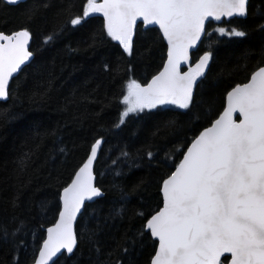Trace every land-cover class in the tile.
<instances>
[{
    "label": "trees",
    "instance_id": "obj_1",
    "mask_svg": "<svg viewBox=\"0 0 264 264\" xmlns=\"http://www.w3.org/2000/svg\"><path fill=\"white\" fill-rule=\"evenodd\" d=\"M86 5L0 0V33L27 30L32 52L0 102V264L35 262L62 191L97 142L102 197L78 220L74 254L54 264H151L157 241L147 221L163 206V181L226 108L228 93L264 67V0H249L246 17L208 24L192 72L205 54L210 59L187 109L160 107L121 123L128 85L148 86L166 63L167 44L157 28L139 24L129 54L108 35L102 12L84 17ZM221 27L245 35L222 36Z\"/></svg>",
    "mask_w": 264,
    "mask_h": 264
},
{
    "label": "snow or ice",
    "instance_id": "obj_2",
    "mask_svg": "<svg viewBox=\"0 0 264 264\" xmlns=\"http://www.w3.org/2000/svg\"><path fill=\"white\" fill-rule=\"evenodd\" d=\"M15 4L18 0H7ZM247 0H87L84 17L102 12L108 35L131 54V38L138 18L145 25L159 26L168 42V63L152 82L142 88L128 85L129 105L123 117L157 104H175L187 109L193 85L204 74L210 54L200 58L195 72L181 75L179 64L188 49L204 33L211 17L246 14ZM80 18L71 21L79 24ZM220 35L243 37L245 32L224 28ZM27 30L0 34V100L8 96L9 78L31 57L26 45ZM52 39V37H48ZM6 42V43H5ZM135 93V101L130 97ZM228 106L214 124L201 132L171 176L163 181V208L147 221L159 240L152 264H221L231 254L230 264H264V67L250 82L237 85L227 95ZM243 119L237 123L233 114ZM123 123V118L121 119ZM91 149L88 162L71 185L64 189V210L40 251L36 264H47L62 248L72 252L75 236L72 222L85 198L101 195L93 186L90 165L97 152Z\"/></svg>",
    "mask_w": 264,
    "mask_h": 264
},
{
    "label": "water",
    "instance_id": "obj_3",
    "mask_svg": "<svg viewBox=\"0 0 264 264\" xmlns=\"http://www.w3.org/2000/svg\"><path fill=\"white\" fill-rule=\"evenodd\" d=\"M6 2H7V0H5ZM25 1H27V0H18V2L17 3H15V4H19V3H22V2H25ZM8 3V2H7ZM9 4V3H8ZM15 4H11V5H15ZM248 4H249V0H247V3H246V14L244 15V16H239V15H233L232 17H227V16H224V17H221V19L220 20H214V19H212L211 17H209L206 21H205V24H204V33L201 35V37H200V39L198 40V41H196L195 42V45L194 46H192V47H190L189 49H188V56H187V58L186 59H182L181 60V62H180V64H179V71H180V73H181V75H183L184 73H189L190 72V70H191V65H192V54H193V52L200 46V44H201V42H202V40L204 39V37H205V34H206V30H207V26H208V24L209 23H215V24H220V23H222L224 20H230V19H232V18H235V17H246V15H247V8H248ZM139 24H142L143 25V27L145 28V29H149V28H157L160 32H161V34H162V36H163V33H162V31L159 29V26L158 25H155V24H149V25H145L144 24V22H143V20H142V18H138L137 19V21H136V24H135V26H134V28H133V31L137 28V26L139 25ZM0 34H3V33H0ZM163 38H164V36H163ZM164 40H165V42H166V44H167V49H168V42H167V40L164 38ZM6 43V42H5ZM30 47H31V37H30V39L28 40V42H27V45H26V48H27V50L31 53V57L27 60V61H25L21 66H20V68L16 71V72H14L13 74H12V76L9 78V81H8V88H7V92H8V96H7V98L6 99H2V100H0V102H5V101H7L8 99H9V90H10V87H11V84H12V82H13V80L22 72V70L25 68V66L29 63V61L31 60V58H32V52H31V50H30ZM168 63V51H167V60H166V63H165V65ZM164 70V67L162 68V70L160 71V72H162ZM259 70V69H258ZM257 70V71H258ZM159 72V73H160ZM159 73L157 74V75H159ZM156 75V76H157ZM155 76V77H156ZM154 77V78H155ZM153 78V79H154ZM152 79V80H153ZM251 79V78H250ZM152 80L149 82V84L152 82ZM248 82H250V80L248 81ZM247 82V83H248ZM148 84V85H149ZM243 84H241L240 86H242ZM194 86V85H193ZM233 90V89H232ZM231 90V91H232ZM227 106H228V103H227ZM227 106H226V108H227ZM225 108V109H226ZM224 109V110H225ZM224 110H223V112H224ZM223 112L219 115V117L223 114ZM219 117L217 118V119H219ZM216 119V120H217ZM233 119L235 120V122H237V123H239L242 119H243V117L242 116H240V114H239V112H236V113H234L233 114ZM215 120V121H216ZM214 121V122H215ZM214 122H213V124H214ZM212 124V125H213ZM211 125V126H212ZM210 126V127H211ZM209 128V127H208ZM194 142V141H193ZM192 142V143H193ZM192 143H191V145H192ZM191 145L189 146V148L191 147ZM188 148V149H189ZM187 149V150H188ZM99 154H100V147L98 146L97 147V152H96V155H95V157L93 158V162H92V164L90 165V171H91V173H92V177H93V180H92V183H93V186L94 187H96V188H98L97 187V177H96V174H95V167H96V162H97V160H98V158H99ZM185 155H187V151H186V153H185ZM184 155V156H185ZM91 156V151H90V153H89V156H88V158L86 159V161L83 163V165L80 167V168H82L83 166H84V164H86L87 162H88V159H89V157ZM183 159H184V157L182 158V160H181V162L183 161ZM180 162V163H181ZM180 165V164H179ZM179 165H178V167H179ZM80 168L77 170V172L75 173V175H74V177H73V179H72V181L75 179V177H76V174L79 172V170H80ZM175 172V171H174ZM173 172V173H174ZM72 181H71V183H72ZM71 183L67 186V187H69L70 185H71ZM66 187V188H67ZM99 189V188H98ZM100 190V189H99ZM100 192H101V195H99V196H94V197H92L91 199H87V198H85L84 200H83V202H82V204H81V207H80V209H79V211L76 213V216H75V219L73 220V222H72V231H73V234H74V236H75V244H74V246H73V250H72V252L71 253H69L68 251H67V249H61L59 252H57L54 256H52L51 257V259H49L48 260V262H47V264H54L62 255H64V254H67L68 256H72L73 254H74V252L76 251V249H77V246H78V238H77V232H76V226H77V223H78V220H79V218H80V216L82 215V213H83V211H84V209H85V207H86V205L87 204H91V203H94L95 201H97L98 199H100L101 197H102V191L100 190ZM63 195H64V190L62 191V193H61V211H60V213L64 210V202H63ZM162 195H163V190H162ZM162 208H163V206H162ZM161 208V209H162ZM155 215V214H154ZM60 222V214H59V216H58V218H57V220H56V222L52 225V226H50V227H48L47 229H46V237H45V241H47L48 240V238H49V233H48V229H50V228H55L56 227V224L57 223H59ZM148 229V228H147ZM149 230V229H148ZM149 232H150V234H151V231L149 230ZM151 236H152V234H151ZM152 238L154 239V240H156L157 241V250H156V252L159 250V240H158V238H156V237H153L152 236ZM45 241H44V243H45ZM44 243H43V245H42V247H41V249H40V251L41 250H43V248H44ZM40 251H39V253H38V255H37V258H36V260H35V262L33 263V264H36V261H38L39 259H40ZM156 254V253H155ZM227 256H229L230 257V261H231V254L230 253H225L223 256H221V258H220V260L222 261V259L224 258V257H227ZM154 257H155V255H154ZM153 257V258H154ZM153 260V259H152ZM230 261H229V263L228 264H230ZM151 264H152V262H151Z\"/></svg>",
    "mask_w": 264,
    "mask_h": 264
},
{
    "label": "rangeland",
    "instance_id": "obj_4",
    "mask_svg": "<svg viewBox=\"0 0 264 264\" xmlns=\"http://www.w3.org/2000/svg\"><path fill=\"white\" fill-rule=\"evenodd\" d=\"M96 3L99 5V4H102V0H96ZM92 13H94V12H90V14H92ZM192 72V71H191ZM143 88H146V87H143ZM132 91H133V95L130 97V99L134 102L135 101V93L138 91L137 89H135V88H133L132 89ZM129 95V89H128V91L125 93V95H124V97L125 96H128ZM124 97H123V99H122V102H123V100H124ZM191 103V102H190ZM190 105V104H189ZM129 105H127V104H125V103H123V110L125 111L126 109H127V107H128ZM160 107H162V108H165V107H173V108H178V109H183V108H179L178 106H176L175 104H157L155 107H153V108H144L143 110H136V111H134V112H132V113H129L128 114V116L129 115H131V114H134V113H139V112H146V111H151V110H155V109H157V108H160ZM122 117H123V114H122ZM124 119H126V117H123V120Z\"/></svg>",
    "mask_w": 264,
    "mask_h": 264
}]
</instances>
